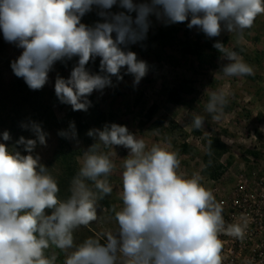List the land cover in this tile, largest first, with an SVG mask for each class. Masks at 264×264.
I'll return each instance as SVG.
<instances>
[{
  "label": "clouds",
  "instance_id": "1",
  "mask_svg": "<svg viewBox=\"0 0 264 264\" xmlns=\"http://www.w3.org/2000/svg\"><path fill=\"white\" fill-rule=\"evenodd\" d=\"M114 6L123 10L113 13ZM93 7L101 21L89 26L81 20ZM260 15L264 0H0L3 37L23 50L10 66L29 89H42L57 62L78 57L69 77L57 75L54 84L58 100L73 111H87L88 97L112 87L113 77L122 81V69L134 77L133 86L147 75V62L127 49L146 39L152 17L165 26L187 22L208 38L226 31L242 39ZM213 47L228 61L220 71L225 77L254 75L224 43ZM97 57L99 72L93 73L86 66ZM229 95L224 89L208 93L205 112L213 121L224 117ZM204 122L194 114L191 127L202 129ZM21 127L35 136L16 141L27 154L0 143V264H58L61 253L62 264H223L220 235L245 237L246 224L226 227L223 207L201 174L179 171L170 141L149 147L117 123L90 129L86 135L96 142L83 152L70 195L61 199L57 179L33 155L48 133L35 121ZM58 135L75 139V123ZM2 139H12L7 130ZM116 146L129 150L122 163V206L111 209L117 227L76 243V230L100 219V201L113 192Z\"/></svg>",
  "mask_w": 264,
  "mask_h": 264
},
{
  "label": "rangeland",
  "instance_id": "2",
  "mask_svg": "<svg viewBox=\"0 0 264 264\" xmlns=\"http://www.w3.org/2000/svg\"><path fill=\"white\" fill-rule=\"evenodd\" d=\"M136 2H140V0H136ZM122 10L118 6L111 9L113 13ZM98 11L96 7H93V10L87 14L97 15ZM98 18L101 21V17L98 16ZM151 19L152 25L147 35L160 27L177 26L181 29L178 40H185L184 26L179 23L165 26L155 17ZM87 20L90 21L83 20L82 23L89 26L95 24L92 17H88ZM188 37L193 42H196L200 37L201 45L207 43L212 46L217 41L223 43V40L226 39L227 42L224 43L226 48L233 51L235 47L243 48L245 56H239L254 68V75L225 77L220 71L228 61L221 57L218 50L217 59L209 64L201 65L196 57L184 55L179 48H162L156 42L149 47L144 55L140 48L132 49L138 59L146 61L149 65L147 75L138 85L133 86L134 77L124 74L122 69V81H117L113 77L112 87H107L102 92L94 91L91 95L99 105L100 112L115 116V123L126 126L137 138L144 139L149 147L153 143L170 141L171 150L177 151L179 155L180 172L187 176L199 172L203 177L202 183L207 188L211 190L214 187L219 190L227 189L232 186L234 178L240 170L245 169L248 176L253 174L252 167L246 160V156L252 154V143L249 141L251 135L259 139V147L264 151V15L256 18L252 28L245 30L242 39L226 31H222L218 37L208 38L197 28H192ZM0 42L3 44L0 50V85L6 89L12 79L11 62L17 59L23 50L15 44L5 41L2 30H0ZM93 62H100V58L97 57ZM61 63L57 62L49 73V81L44 86L47 91L55 93L56 76L68 78L75 66H63ZM180 82H188L194 92L181 95V104L175 105L168 100V93ZM219 89H224L230 94L229 103L224 109V117L220 121H213L211 116L205 112V104L208 100V93ZM53 110L57 118L61 119L65 116L66 109L55 106ZM89 112L90 107L87 111H78L85 117L90 129H93ZM194 114L205 117L202 129L195 130L191 127ZM156 120H162L165 128H168L170 124H176L181 131L168 133L166 129L159 128L152 131L150 126ZM1 137L0 143H3ZM213 138H219L227 148L226 154L218 161L222 169L221 172H218L219 176L217 177L204 173L203 155ZM46 139V145L35 148L33 155H39L40 163L49 168L51 174L58 180L61 175L60 169L57 164H50L56 146V138L49 136ZM91 139L93 143L96 142L94 138L91 137ZM68 140L71 149L79 152L76 159L79 170L83 152L89 147L84 139ZM183 143L191 148L190 155L180 153L179 146ZM128 152L129 150L123 146H116L111 156L115 164V169L109 176L113 192L105 199L113 203L117 209L122 206L119 195L122 191V163ZM257 158L264 170V152L260 153ZM98 214L100 219L97 222L76 230L74 233L76 243L82 242L87 237L96 236L107 229H116L117 225L112 218L111 209L102 206L101 201ZM63 259L64 255L61 253L58 264H62Z\"/></svg>",
  "mask_w": 264,
  "mask_h": 264
},
{
  "label": "trees",
  "instance_id": "3",
  "mask_svg": "<svg viewBox=\"0 0 264 264\" xmlns=\"http://www.w3.org/2000/svg\"><path fill=\"white\" fill-rule=\"evenodd\" d=\"M88 17H92L95 23L100 21L97 15L86 14L82 17V20H87ZM184 26V35L186 36L184 41H179L178 36L181 33V29L177 26L160 27L154 30L150 35H147L146 39L140 43L129 45L127 50L134 48H140L141 53L144 55L149 47L153 43H159L162 48L175 49L179 48L184 55H192L196 57L198 63L201 65L209 64L217 59L218 51L212 45L204 43L201 45L200 37L196 42L189 40V33L191 29L187 27L185 23H179ZM227 40H223L226 43ZM3 44L0 42V50ZM234 51L240 56H245L243 48L235 47ZM78 62V57H73L71 60L64 61L61 64L69 65L73 67ZM99 63L90 61L86 66L91 72H99ZM194 90L189 86L188 82H180L168 93V100L175 104L180 105L182 102L181 95H188L193 93ZM91 101L89 117L91 121V127L102 129L105 124L115 123L116 118L113 115L100 112L99 105L94 100L92 95L88 97ZM59 106L62 109H66L65 116L61 119L57 118L53 108ZM32 121L39 123L42 129L48 133V136H55L56 146L53 152L52 161L57 164L61 175L58 177V185L60 188V198L65 199L70 195L69 188L72 178L78 172L77 157L79 152L72 150L68 139L61 137L58 133L61 130H67L70 122L75 123L77 137L75 139H84L86 145L89 147L93 144L91 137L86 136V132L90 129L89 125L85 121V117L73 111L70 105L62 104L56 97L54 92L47 91L45 87L40 90H31L26 85L22 78H18L12 72V79L5 89L0 85V136L4 131H8L12 137L11 140L6 143L10 149L18 150L22 154H27L24 151L22 145H16V141L21 137L26 139H35L34 134L30 130H26L21 127L22 124H28ZM152 131L159 129H166L168 133L175 131H181L180 127L176 124H170L168 128H165L162 120H156L151 124ZM2 138V137H1ZM40 146L39 144L37 147ZM36 147V148H37ZM180 153L190 155L191 148L183 143L179 146ZM209 152L211 154H209ZM227 148L220 141L219 138H213L210 140L206 147V152L203 155L205 163L204 173L213 177H217L218 172H221V166L218 164L219 159L226 154ZM197 155V153H196ZM102 206L112 209L113 203L109 202L105 198L101 201Z\"/></svg>",
  "mask_w": 264,
  "mask_h": 264
},
{
  "label": "built area",
  "instance_id": "4",
  "mask_svg": "<svg viewBox=\"0 0 264 264\" xmlns=\"http://www.w3.org/2000/svg\"><path fill=\"white\" fill-rule=\"evenodd\" d=\"M249 141L252 154L246 160L253 174L248 176L245 169L240 170L230 188L212 189L223 207L226 227L247 225L242 241L224 233L220 235L223 264H264V170L257 158L264 151L257 137L251 135Z\"/></svg>",
  "mask_w": 264,
  "mask_h": 264
}]
</instances>
